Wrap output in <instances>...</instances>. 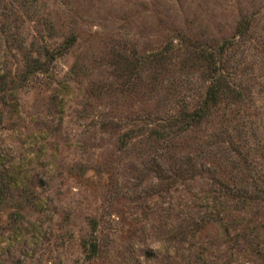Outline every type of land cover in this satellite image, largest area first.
<instances>
[{
  "label": "rangeland",
  "instance_id": "1",
  "mask_svg": "<svg viewBox=\"0 0 264 264\" xmlns=\"http://www.w3.org/2000/svg\"><path fill=\"white\" fill-rule=\"evenodd\" d=\"M0 264H264V0H0Z\"/></svg>",
  "mask_w": 264,
  "mask_h": 264
},
{
  "label": "clouds",
  "instance_id": "2",
  "mask_svg": "<svg viewBox=\"0 0 264 264\" xmlns=\"http://www.w3.org/2000/svg\"><path fill=\"white\" fill-rule=\"evenodd\" d=\"M166 247H167V242L164 240L154 238L149 242V248L155 252L163 251Z\"/></svg>",
  "mask_w": 264,
  "mask_h": 264
},
{
  "label": "trees",
  "instance_id": "3",
  "mask_svg": "<svg viewBox=\"0 0 264 264\" xmlns=\"http://www.w3.org/2000/svg\"><path fill=\"white\" fill-rule=\"evenodd\" d=\"M209 94H210L209 98H211V97L215 94V91H214L213 89H211ZM197 113H198V111H195L193 114L189 115V117H190V116L193 117V116H195Z\"/></svg>",
  "mask_w": 264,
  "mask_h": 264
}]
</instances>
